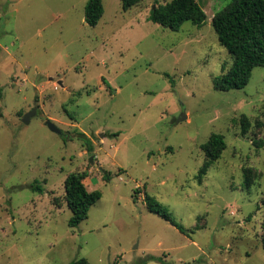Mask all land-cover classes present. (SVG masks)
<instances>
[{
  "label": "rangeland",
  "instance_id": "1",
  "mask_svg": "<svg viewBox=\"0 0 264 264\" xmlns=\"http://www.w3.org/2000/svg\"><path fill=\"white\" fill-rule=\"evenodd\" d=\"M87 1L0 0V264H264V68L241 90L213 88L232 58L211 21L230 0H196L204 24L178 32L147 21L170 0L126 12L101 0L93 28ZM213 133L226 148L199 181ZM73 172L101 198L69 228ZM144 193L187 233L149 212Z\"/></svg>",
  "mask_w": 264,
  "mask_h": 264
},
{
  "label": "trees",
  "instance_id": "2",
  "mask_svg": "<svg viewBox=\"0 0 264 264\" xmlns=\"http://www.w3.org/2000/svg\"><path fill=\"white\" fill-rule=\"evenodd\" d=\"M124 12L137 6L142 0H120ZM104 14L101 0H88L84 7L85 23L89 27H96ZM206 20V14L196 0H170L165 4H158L151 8L147 21L160 25L172 32H178L185 22L200 28ZM212 27L217 35L219 44L226 49L232 58V66L213 79V88L216 91L226 92L241 90L249 82L255 67L264 68V0H230L226 6L216 12L212 17ZM107 88L109 85L104 81ZM242 134L249 127V121L243 117L240 121ZM79 137L87 146V151L93 150L90 140L84 135ZM261 145V143H255ZM226 148L224 136L213 133L208 140L200 145L204 153L205 161L198 173V180L217 160ZM250 170L244 171V186L251 187ZM85 172H73L68 174L64 181L65 201L71 216L68 220L69 228H76L81 222L87 220L89 209L101 198L98 190L88 191L84 180ZM109 181L107 175L103 176ZM38 191L40 187L36 186ZM138 191H135L137 193ZM135 200V197H133ZM144 203L149 212L156 214L169 222L180 233L186 234V230L177 224L165 207L154 197L144 193ZM263 210L261 221V244L264 252V198L260 201ZM260 206L258 208H260ZM201 227L197 224L195 229ZM163 262L161 258L149 257L146 262ZM70 264H89L84 258L72 261Z\"/></svg>",
  "mask_w": 264,
  "mask_h": 264
},
{
  "label": "water",
  "instance_id": "3",
  "mask_svg": "<svg viewBox=\"0 0 264 264\" xmlns=\"http://www.w3.org/2000/svg\"><path fill=\"white\" fill-rule=\"evenodd\" d=\"M37 110H38L37 105H34V107L28 113L22 116V119H21L22 123L28 124L30 118L34 117L37 114ZM182 119H185V116ZM45 125L51 132L59 136L63 135V132L49 119L45 121ZM89 162L92 163V158H90Z\"/></svg>",
  "mask_w": 264,
  "mask_h": 264
}]
</instances>
